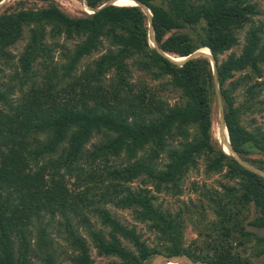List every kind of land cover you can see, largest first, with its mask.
Returning a JSON list of instances; mask_svg holds the SVG:
<instances>
[{
  "label": "trees",
  "instance_id": "1",
  "mask_svg": "<svg viewBox=\"0 0 264 264\" xmlns=\"http://www.w3.org/2000/svg\"><path fill=\"white\" fill-rule=\"evenodd\" d=\"M36 1L45 5L20 0L0 10L1 63H12L8 49L27 33L15 75L18 99L10 102L12 87L0 85V264H30L31 256L55 264L43 228L37 227V243L30 245L31 218L66 211L80 218L82 207L99 219L102 229L93 230L89 219L86 229L98 255L118 260L112 264H145L159 254L254 264L235 247L253 244L254 255H264V235L252 231L264 229V178L222 150L212 133L216 80L231 149L264 172V122L252 131L242 124L244 113L259 104L262 28L249 27L240 53L219 59L239 46V30L259 14L254 0H135L150 18L138 6H104L108 0H85L89 12L79 17L51 0ZM201 48L209 49L214 71L204 57L177 66L163 56L186 57ZM134 72L159 83L133 81ZM242 86L248 97L237 104ZM170 94L177 96L172 105ZM95 135L101 140L87 151ZM163 155L167 162L159 168ZM121 157L124 163L116 166ZM199 162L207 174L224 172L226 183L220 190L192 186L200 199L186 210L189 220L200 210L194 221L202 246L183 247L182 213L156 206L149 189L128 185L145 177L155 192L181 195L184 178ZM69 178L75 180L70 187ZM95 189L101 201L92 199ZM98 203L131 210L157 236L156 245L149 247ZM71 238L78 251L74 263L93 264L85 240L73 231Z\"/></svg>",
  "mask_w": 264,
  "mask_h": 264
},
{
  "label": "rangeland",
  "instance_id": "2",
  "mask_svg": "<svg viewBox=\"0 0 264 264\" xmlns=\"http://www.w3.org/2000/svg\"><path fill=\"white\" fill-rule=\"evenodd\" d=\"M17 1H20V0L5 1L0 6V10L4 9L5 7L9 5H13ZM51 1L55 3L56 5H58L62 11H64L70 16L79 17V16H82L84 13L89 12L84 4L85 0H51ZM26 2L30 4H34L35 6L45 5V3H42L41 1L38 2L36 0H26ZM253 3L256 5L257 11L259 12V14L253 17V22L245 26L243 29L239 30V33H238V38L240 42L239 46L234 47L231 51L219 56L220 60L225 59L230 53H236V54L240 53L241 48L244 44L246 33L249 30V27H254L255 29L262 28L263 38H264V1L254 0ZM26 39H27V33L25 32L23 38L20 41H18L14 46L8 49V52L11 55V57L14 58L12 59V63L10 61L9 63L10 65H5L0 62V85H1V88L6 91H10L8 85L12 87L11 88L12 95L9 98V101L12 103H14L15 100L18 99L20 95V93L18 92V87L20 83H19V80L15 78V75L17 72H19L17 62L26 45ZM68 46L72 47V43L70 42ZM95 57L96 56H92L86 60L89 61V60L94 59ZM239 76L240 74H236L235 78H238ZM138 79L143 80L155 86L159 83V82L150 80L148 77L140 73L134 72L133 81H137ZM258 81H260L262 84L261 90L258 93V96L256 97V103H259V104H257V106H255L254 108L246 111L242 117V124L249 131H252L255 128H262L263 122H264V113L262 110L264 106L260 104V102L264 101V76ZM245 88L246 86L245 87L242 86L237 91L236 93L237 104H242L245 101V99L248 97V95L246 94ZM166 98L171 105L174 104L175 101H177V96L175 94L167 95ZM219 117H220V111H219L218 101L216 99V102L213 105V125H212V133L216 141L218 140L216 137V134L219 130V125H218L220 122ZM101 137H102L101 135H95V137H93L92 140L85 146V149L87 151H90L92 146H94L99 140H101ZM222 149L225 150L223 146H222ZM253 158H261V157H259L258 155H255L253 156ZM166 162H167L166 156L163 155L158 161V167L162 168ZM122 163H124L122 157L117 159L116 162H114L116 166ZM223 175H224V172L221 174L205 173L203 162H199L197 168L191 170L187 174V176L184 178L183 183H182L181 195L175 196L173 194H170L172 192L167 191V190H163L162 192H159V193L155 192L153 187L145 183L146 182L145 177H139L133 180L128 186L131 188V190H136L140 188L149 189V192L155 197V200L153 202L156 206H159L160 208L167 210L172 214L181 212L182 217L185 218L183 232H182L183 247H190V246L201 247L202 239H203V237L199 235V233L201 232V227L199 223L197 224L194 221V219L198 216L196 212L200 210L196 209L194 212H192L194 217L192 218V220H189L188 215H187L189 214V212H187L186 208L192 207L191 202L197 205V202L200 199L199 191L204 190V189H209V188L220 190V183H226V179H224ZM74 182H75L74 178H69V181L67 183L69 184V187H70ZM193 185H195L197 189H199L198 192H196L194 188H192ZM82 189L83 188L81 187L78 191H81ZM100 194H101V190H96V189L93 190L92 199L94 201H98V200L101 201ZM11 196L14 197V194H12ZM6 197L7 195H5L2 198V200H4ZM97 205L107 209L110 215L113 218L120 221L123 225L127 226L128 228L135 229L136 232L141 235V239L146 241L149 247H154L156 245L157 236L153 234V232L148 230L145 224L136 222L133 218L131 210H121L111 204L106 205L104 203H101V204L98 203ZM88 209L92 210V207L90 206V208ZM81 213L82 214L80 218L78 217V215H75L71 211H66L63 215L60 213H56L55 215H49V214L43 215L41 213L40 215L32 216L31 225L28 227V230H30V233H32V235L29 236V238L31 239L30 245H36L37 243V237H38L37 227L39 229L43 228L45 230L44 238L47 241V246H49L48 251L52 254V258L54 259L55 264H75L73 259L78 256V251L77 249H75V246H73V243H72L71 231H73L77 236L85 240L88 246V249H89L90 259L92 260L93 264L117 263L118 260L114 257H106V256L98 255L94 247V244L91 240V237L89 236L87 232V229H86L87 223L85 222L86 219H89V223L93 230H100L102 229V227L100 225L99 219L94 217L84 207H82ZM212 217H213L212 214L208 212L207 218L212 219ZM80 219L81 220L84 219V222L83 221L80 222ZM69 220L70 222L68 224ZM252 231H255L260 236L264 235V229L263 230L252 229ZM121 242L129 250H133V247L129 242L123 239H121ZM15 247L17 246L15 245ZM235 252L241 253L242 255L247 256V257L250 256V259L254 264H264V255H261V256L254 255L256 250L253 249V244H247L244 247H235ZM162 255L167 256L165 254H162ZM39 257H42V254H40ZM198 262H201V261H198ZM149 263L150 261L146 262L145 264H149ZM201 263H204V262H201ZM30 264H41V263L36 258V256H31Z\"/></svg>",
  "mask_w": 264,
  "mask_h": 264
},
{
  "label": "bare ground",
  "instance_id": "3",
  "mask_svg": "<svg viewBox=\"0 0 264 264\" xmlns=\"http://www.w3.org/2000/svg\"><path fill=\"white\" fill-rule=\"evenodd\" d=\"M5 1H7V0H3L1 2L0 6ZM111 3L113 5H116V6H138V7H140L141 9H143L146 12V14L148 15V18L151 17L150 11L144 9V7L140 6V4H138L135 0H112ZM149 43H150V46L153 49H155V47H157V46H155L154 41H153L151 26H149ZM163 56L166 57L169 61H171V63H173V64H175L177 66H182L186 61H188V59H193V58H196V57H204V58L209 59L211 61V63H214L212 61L213 57H212V55H211V53H210L208 48H201V49L197 50V52L193 56H191L190 58H180V57H176V56H173V55H166V54H164ZM221 114H222V111H221ZM219 118H220V122L218 124L219 125V130H218V132L216 134V137L220 141V144H222L223 148L227 151V153L229 155H231L234 159H237V157L233 153V150L231 149V146H229V144H228V134H227L225 123H224V125H221L222 119H223V114H222V117L220 116ZM222 146H221V148H222ZM242 165H243V167H246L247 169H250L252 171V168L248 167L246 164L243 163ZM259 175H263L264 176V174H259ZM164 264H178V263L170 262V263H164Z\"/></svg>",
  "mask_w": 264,
  "mask_h": 264
},
{
  "label": "water",
  "instance_id": "4",
  "mask_svg": "<svg viewBox=\"0 0 264 264\" xmlns=\"http://www.w3.org/2000/svg\"><path fill=\"white\" fill-rule=\"evenodd\" d=\"M112 0H108L107 3L104 4V6H107V5H113L112 3ZM138 4H140L139 2H137ZM140 6L144 7V9L150 11L148 8H146L144 5L140 4ZM143 11V9H142ZM144 12V11H143ZM145 13V12H144ZM151 13V12H150ZM146 14V13H145ZM147 15V14H146ZM149 20V24L151 23V19H148ZM151 26V25H150ZM197 51H195L193 54L189 55V56H186V57H180V58H190L191 56H193ZM191 60V59H188V61ZM187 62V61H186ZM185 62V63H186ZM212 68H213V71H214V63H212ZM215 75V74H214ZM215 84H216V97H217V101H218V105H219V111H220V116L222 117V114H221V111H222V104H221V100H220V96H219V91H218V86H217V82L215 80ZM223 113V112H222ZM221 125H224V120L222 119V123ZM225 127V126H224ZM220 147H221V144H220V141L217 140ZM228 144L230 146V142H229V138H228ZM233 153L235 154V156L237 157V159H234L236 160L242 167H243V163L246 164L248 167L252 168V172H255L256 174H264V172L250 166L248 163L244 162L243 160H241L239 158V156L233 151ZM246 168V167H244ZM247 170H250V169H247ZM251 171V170H250ZM264 178L263 175H260ZM178 263V264H204V263H201V262H198V261H193L192 259H190L187 255H174V256H164L162 254L156 256L153 260H151V262L149 264H164V263Z\"/></svg>",
  "mask_w": 264,
  "mask_h": 264
}]
</instances>
